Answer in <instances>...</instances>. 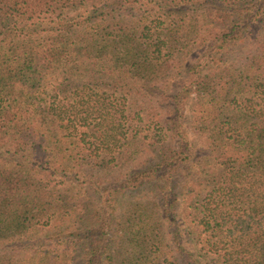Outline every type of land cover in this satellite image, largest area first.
I'll use <instances>...</instances> for the list:
<instances>
[{
    "label": "trees",
    "instance_id": "trees-1",
    "mask_svg": "<svg viewBox=\"0 0 264 264\" xmlns=\"http://www.w3.org/2000/svg\"><path fill=\"white\" fill-rule=\"evenodd\" d=\"M0 264H264V0H0Z\"/></svg>",
    "mask_w": 264,
    "mask_h": 264
},
{
    "label": "rangeland",
    "instance_id": "rangeland-1",
    "mask_svg": "<svg viewBox=\"0 0 264 264\" xmlns=\"http://www.w3.org/2000/svg\"><path fill=\"white\" fill-rule=\"evenodd\" d=\"M70 14L72 15V17H74V16H78L80 14H84V11L83 10L75 11V12H72ZM196 51H197V49L194 50V52H196ZM243 51H245V50H243ZM147 158H149V157L148 156H144V158H143V163L144 164L147 163V161H146ZM137 164H135V165H137ZM118 175H119V172H115V171H105V172H103L102 171V173H99V172L96 173V176H97L96 178H98L99 181H101L103 184H105V183L109 182V180L111 178H116ZM137 194L138 193L134 194L130 198L127 196L126 198L121 199V201L119 202V205H123V203H126L127 200L134 199L135 195H137ZM120 236H121V234L118 231V229L117 228H113V230L111 232L112 243H113V248L115 250H117V251H118V249L120 248V245H121V237ZM72 255H73V253H72Z\"/></svg>",
    "mask_w": 264,
    "mask_h": 264
}]
</instances>
